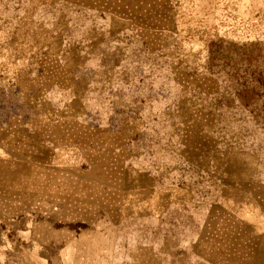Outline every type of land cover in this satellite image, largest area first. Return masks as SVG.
Returning <instances> with one entry per match:
<instances>
[{"label": "rangeland", "instance_id": "obj_1", "mask_svg": "<svg viewBox=\"0 0 264 264\" xmlns=\"http://www.w3.org/2000/svg\"><path fill=\"white\" fill-rule=\"evenodd\" d=\"M225 3L0 0V264H50L28 251L92 230L97 190L105 264L256 263L264 40L225 38Z\"/></svg>", "mask_w": 264, "mask_h": 264}, {"label": "crops", "instance_id": "obj_2", "mask_svg": "<svg viewBox=\"0 0 264 264\" xmlns=\"http://www.w3.org/2000/svg\"><path fill=\"white\" fill-rule=\"evenodd\" d=\"M225 2L222 10L225 13L226 18V21H224L225 38L238 42L264 40V0H225ZM69 151L73 153V149ZM65 152H67V150H65ZM61 154L62 153L57 156L59 160L54 162V165L67 166L64 165L62 161L81 160L80 155H74V158L71 153H66L67 155L64 156ZM139 192L145 195L146 198L148 196L153 197L154 195V198L158 197L160 199L158 203L155 202L153 208H168L170 203L168 191L166 194L164 191L161 193L160 191H149L148 189ZM159 194H161V197L158 196ZM163 194L164 199L162 197ZM99 195L100 192L97 190L95 200H93L88 206L89 209L96 211V215L92 218L95 220L92 222L94 225L92 230L81 233L77 237L66 242L64 245L49 247L47 250L34 247L32 250L33 254L31 253V250H29L28 253L31 254V256L42 257L49 260L50 264H105L104 261L106 258L125 257V253H121L125 250L122 244V239L117 235V231L119 232V230H117L116 227L119 224L113 223L114 228L106 230L104 227V221L100 220V209H104V202L100 204ZM131 204L132 203H129L128 206H126V203L120 202L116 206H118V209L124 211H126V209H135L136 206H138L137 202H135L134 205ZM146 204L147 203H145L142 208L146 210L144 215L146 217H152L153 208H151V210L148 207L149 210H151L149 211ZM241 211V220L252 226L254 233L259 235L262 233L264 234V215L262 214L261 217V214L253 210ZM129 215L130 217H136L132 216V213H129ZM128 251L130 253L136 252L137 247L135 245L132 247L130 246ZM146 257H148V255ZM154 257H156V255ZM43 262L45 263V261ZM250 264H253V262ZM255 264H264V245L262 252H258V255L256 256Z\"/></svg>", "mask_w": 264, "mask_h": 264}]
</instances>
